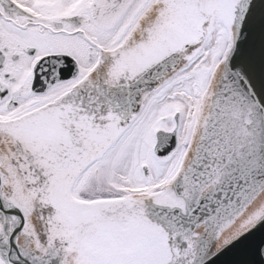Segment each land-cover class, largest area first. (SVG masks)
<instances>
[{
	"label": "snow or ice",
	"instance_id": "1",
	"mask_svg": "<svg viewBox=\"0 0 264 264\" xmlns=\"http://www.w3.org/2000/svg\"><path fill=\"white\" fill-rule=\"evenodd\" d=\"M0 264H264V0H0Z\"/></svg>",
	"mask_w": 264,
	"mask_h": 264
}]
</instances>
